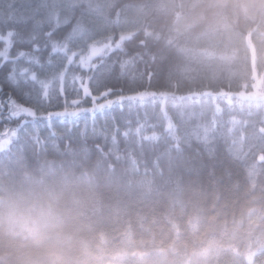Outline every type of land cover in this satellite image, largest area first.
Listing matches in <instances>:
<instances>
[{
    "label": "trees",
    "instance_id": "obj_1",
    "mask_svg": "<svg viewBox=\"0 0 264 264\" xmlns=\"http://www.w3.org/2000/svg\"><path fill=\"white\" fill-rule=\"evenodd\" d=\"M17 3L30 11L43 0ZM109 3L121 19L107 25L113 42L133 33L122 50L103 57L101 81L112 89L111 106L56 115L65 99L92 109L93 97L105 91L93 82L91 96L82 89L77 96L70 87L75 65L66 96L54 94L43 105L30 99V85L9 87L0 71V102L11 95L37 113L11 118L7 108L0 112V137L18 131L9 154L24 149L21 158L0 161V186H54L79 205L82 229L115 249L122 264H264V0L246 7L224 0ZM86 7L85 0L65 7L52 39L70 33L78 19L100 39L105 25L94 13L82 15ZM46 17L41 8L36 20L44 22L36 26L0 14V50L11 39L10 57L20 51L39 56L42 71L23 58L19 63L40 78L60 70L58 58L47 63L44 33L53 27ZM33 35L39 52L29 42ZM125 60L132 63L122 71ZM0 264H9L6 253Z\"/></svg>",
    "mask_w": 264,
    "mask_h": 264
},
{
    "label": "snow or ice",
    "instance_id": "obj_2",
    "mask_svg": "<svg viewBox=\"0 0 264 264\" xmlns=\"http://www.w3.org/2000/svg\"><path fill=\"white\" fill-rule=\"evenodd\" d=\"M76 3L68 4L67 6L62 5L58 0H43V3L37 5L36 8L30 11L23 4L17 3V0H2L0 2V14L3 15L5 21H23L26 19L35 20L36 26H39L44 21L36 20V16L40 9H45L47 12V22L53 27V31H48L44 33L47 38L45 49H49V59L48 66L53 65V59L58 58L59 71L52 73L51 75L40 78L38 72L33 67L22 66L19 61L23 58L24 61L30 66H38L42 71L45 67L41 63V58L30 52L20 51L15 57L9 56V48L11 46V39L6 42L3 50H0V71H6L3 83L7 84L9 87L16 85L19 87L21 84L30 85L32 93L34 95L30 96V99H34L37 104L43 105L45 102L50 101L51 97L55 94L59 98L60 96H66L69 89L68 73L71 70L70 66L75 65V70L71 76L70 87L77 96H80L81 89L84 96H91L92 91L90 88L91 83H95L96 89L99 92L100 87H104L105 91L100 92L98 97H93V108L85 109L80 107L79 99L72 100L71 105H68L67 99H65V108L63 112L56 113L60 116H75L80 112L92 111L96 112L98 110H103L113 104L111 99L107 97L112 93V89L108 88L106 84L101 81L102 72L107 68V65L103 62V57L108 55L113 49L122 50V43L126 39H130L133 33L130 31L122 32L119 36V40L113 42V37L110 34L107 25L115 24L119 25L121 23L120 12L112 7L109 0H85L87 5L86 9L82 15L87 13H94L97 20L103 21L105 27L100 39H97L96 31L93 28L88 27L82 20H77L76 24L72 28L71 32L66 36L54 40L52 39L54 35V29L59 27L62 23L61 14L65 10V7L71 8ZM114 14L115 20L111 17ZM64 23H67V17L63 19ZM8 37L11 38L14 35L13 31L7 33ZM3 39V37H0ZM32 44L33 52H39L40 46L36 43V37L33 35L29 41ZM87 51V55L84 52ZM79 56L78 62L74 59ZM99 57L100 63L97 65L93 63V59ZM10 62L11 66L5 68L6 64ZM132 63L131 60H125L121 62L120 68L122 71L125 70L127 65ZM88 69L87 74L77 75L76 71L79 69ZM87 80L89 83H85ZM80 81L79 87H77L76 82ZM3 93V89L0 88V94ZM103 97L105 98L104 103H97V100ZM135 97L133 95L120 96V100H133ZM72 108L69 111V108ZM7 108L9 117L16 118L20 116L35 118L37 113L30 107H25L18 104L15 100L8 96L7 101L0 102V112H3ZM53 113L49 112L48 116L51 117ZM25 124L27 121L24 122ZM21 131L23 128L21 127ZM129 131L124 133L125 136L129 135ZM18 138L17 130H8L4 133L3 137H0V153H5V157L0 159V161L12 162L23 156V148H17L15 153H10L11 146ZM115 141V137H113ZM98 151L102 149L98 146Z\"/></svg>",
    "mask_w": 264,
    "mask_h": 264
},
{
    "label": "clouds",
    "instance_id": "obj_3",
    "mask_svg": "<svg viewBox=\"0 0 264 264\" xmlns=\"http://www.w3.org/2000/svg\"><path fill=\"white\" fill-rule=\"evenodd\" d=\"M241 7L252 0H224ZM79 205L51 185L0 186V253L9 264H122L78 220Z\"/></svg>",
    "mask_w": 264,
    "mask_h": 264
}]
</instances>
